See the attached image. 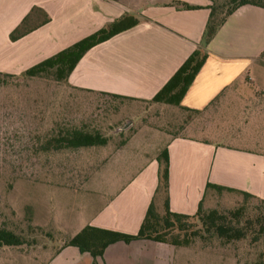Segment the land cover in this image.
<instances>
[{"label":"crops","instance_id":"0c3cea01","mask_svg":"<svg viewBox=\"0 0 264 264\" xmlns=\"http://www.w3.org/2000/svg\"><path fill=\"white\" fill-rule=\"evenodd\" d=\"M210 4V0H0V71L26 70L129 16L136 23L86 50L65 83L95 93L147 101L200 47L205 59L179 105L203 110L215 100L221 105L222 115L230 120L234 115V119L247 124L248 144L169 134L165 142L168 210L193 214L200 199L204 202L206 196L214 199L218 195L206 189V183L264 199V8L238 6L207 44L200 46ZM32 8L37 11L29 17L31 30L11 41L10 32ZM106 163L101 160L99 167ZM156 184L157 162L152 157L111 195L95 197L91 210L82 217V226L64 238L85 225L136 233ZM161 203L159 194L154 200L156 209H161ZM186 248L149 239L117 241L106 246L95 263L193 264V259L184 255L192 253ZM45 264H93V258L74 246L58 245ZM200 264L212 262L203 257Z\"/></svg>","mask_w":264,"mask_h":264},{"label":"rangeland","instance_id":"374dc122","mask_svg":"<svg viewBox=\"0 0 264 264\" xmlns=\"http://www.w3.org/2000/svg\"><path fill=\"white\" fill-rule=\"evenodd\" d=\"M212 1L221 14L231 4L230 0ZM24 71L9 72L14 76L0 86V227L24 241L19 246L0 247V264H45L66 240L64 236L82 226V217L91 210L94 198L108 197L135 175L156 157L169 134L248 144L247 124L234 115L231 120L223 116L215 100L192 113L173 105L78 89L65 83L68 77L56 81L50 72L26 77ZM71 127L99 132L107 142L103 146L40 150L58 131ZM101 160L107 163L99 167ZM242 200V195L231 192L214 199L206 196L202 210L214 208L226 214ZM245 201L248 207L264 208L254 198ZM229 221L244 232L243 237L225 240L203 231L195 219H187L182 230H169L163 238L186 240V249L192 253L184 255L191 257L193 264H200L203 257L212 264L264 262L259 227L243 218Z\"/></svg>","mask_w":264,"mask_h":264},{"label":"trees","instance_id":"16d2710c","mask_svg":"<svg viewBox=\"0 0 264 264\" xmlns=\"http://www.w3.org/2000/svg\"><path fill=\"white\" fill-rule=\"evenodd\" d=\"M210 2L211 4L208 6L209 14L200 38V46L207 44L225 18L238 6L248 4L264 8V0H230L231 4L225 12L221 14L217 8L219 5L214 4V1L212 0H210ZM183 7L188 9L194 8V6L187 4H183ZM36 11L37 10L35 8H32L30 13L22 19L20 24L10 32L9 39L11 41L21 38L31 30L28 25L30 21L29 17ZM45 21L46 18L43 19L40 24ZM135 23L136 20L129 16L117 19L107 28L100 29L92 34H89L71 45L59 50L55 54L29 66L23 72V76L37 77L50 72L53 75L54 80H65L86 50L108 39L112 35L133 26ZM205 56L206 55L201 52L200 47L193 50L148 101L173 105L188 112L199 113L200 110L182 107L179 105V102L194 78V75L202 65ZM13 76L14 75L10 73L0 71V86L5 85L7 83V78ZM106 95L116 98H129L114 94ZM106 142L107 138L99 132H89L76 127H71L58 131L55 137H52L48 141L41 144L39 148L43 151L50 147L53 149H75L80 147L103 146ZM155 160L157 162V184L136 233L125 234L85 225L76 234L70 238H66L62 246H74L79 252H88L93 258V264H96L95 258L102 254L104 248L117 241L128 243L137 239H149L153 241L170 242L163 238L165 232L167 233L169 230L174 229L177 231L182 230L183 223L187 219H195L203 231L212 232L217 237L225 238V240L239 239L244 236V232L231 225L229 220L232 218L236 222H239L240 218H243L244 222L257 225L259 227L258 236H262L261 240L264 243V208L254 209L252 207H248L245 201L247 198H254L259 203L264 204V199H259L247 192L236 191L227 187L206 183L205 188L213 189L218 195L221 194V192H231L242 195L243 200L233 210H228L226 214L219 213L214 208L204 212L202 208L205 207H203L201 199L197 204L196 211L191 215L171 212L168 210L167 205L168 157L166 145H164V147L157 153ZM159 194L162 195L160 210L156 209L154 204V200ZM226 218H229L228 222ZM23 243L24 241L20 235L11 230L0 227V247L19 246ZM170 243L176 246L187 245L186 240H182L181 242L173 241ZM254 264H264V262H257Z\"/></svg>","mask_w":264,"mask_h":264},{"label":"water","instance_id":"95a60500","mask_svg":"<svg viewBox=\"0 0 264 264\" xmlns=\"http://www.w3.org/2000/svg\"><path fill=\"white\" fill-rule=\"evenodd\" d=\"M124 126H126V125H124Z\"/></svg>","mask_w":264,"mask_h":264}]
</instances>
